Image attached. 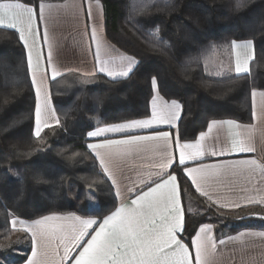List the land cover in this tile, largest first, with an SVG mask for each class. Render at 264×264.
I'll return each mask as SVG.
<instances>
[{
	"label": "trees",
	"instance_id": "obj_1",
	"mask_svg": "<svg viewBox=\"0 0 264 264\" xmlns=\"http://www.w3.org/2000/svg\"><path fill=\"white\" fill-rule=\"evenodd\" d=\"M64 1L20 0L34 8ZM99 2L107 40L135 58L137 66L118 81L76 73L50 80L59 124L45 129L40 138L33 134L37 98L25 50L16 32L0 28V247L14 241L11 217L33 221L72 213L102 220L116 209L113 189L87 149V134L97 127L147 118L153 77L165 100L181 103L177 133L183 142L194 141L212 120L250 124V94L264 92V0ZM232 41H252L250 72L217 76L213 56ZM172 172L183 204L193 200L202 208L201 213L184 211V243L189 244L203 224H211L217 238L244 229L264 230V209L221 210L195 192L182 167L174 166ZM15 237L24 243L16 242L11 250L0 248V257L9 259L15 249L19 253L9 264H22L30 242L24 235Z\"/></svg>",
	"mask_w": 264,
	"mask_h": 264
},
{
	"label": "snow or ice",
	"instance_id": "obj_2",
	"mask_svg": "<svg viewBox=\"0 0 264 264\" xmlns=\"http://www.w3.org/2000/svg\"><path fill=\"white\" fill-rule=\"evenodd\" d=\"M99 5V0H96ZM51 7V6H49ZM45 5L38 4L37 7H30L20 0H3L0 2V26L5 29H15L19 33V40L23 42L28 52V67L33 68L32 50L28 44L29 37L33 36L32 20L37 15L42 16ZM159 28L155 29L154 35H158ZM35 35H39L37 30ZM92 38L96 39V29H92ZM47 42V34L44 35ZM161 43H165L161 40ZM232 48L239 49L236 52V73H247L248 61L253 59L249 54L252 47V41L237 43L231 42ZM104 54L108 59H101V46L97 42V50L95 59L97 68L93 72L83 73L85 76H94L96 72L105 73L111 77L113 81L120 78H127L133 71L135 60L130 57L111 56L108 50ZM126 61V63H125ZM48 62L51 65V52L48 55ZM38 69V65H37ZM68 71H76L68 69ZM47 74V69L45 70ZM224 73L216 72L215 75L222 76ZM62 75L55 67L51 69V78L55 80ZM33 85L36 84L35 71L32 77ZM153 89L157 86L156 78L151 81ZM40 89L37 88L38 102L35 108V130L34 136L40 138L43 128L50 127L48 122L50 116H54V111L48 107V98H45L44 106L39 103ZM255 96V91H253ZM180 104L172 101L171 105L165 104L163 108L157 110L155 98L153 101V113L150 119L130 120L125 123L113 124L103 128H97L95 131L89 132L92 137L101 136L108 132H120L124 129H146L154 124H173L180 116ZM59 124V120L55 121ZM236 125L235 121H217L212 120L208 124V132L212 131L214 126L220 125ZM239 127L238 125H236ZM208 133H200V140L196 143H183L176 140V146L179 149V165L184 166V173L191 180V184L195 186V190L203 197L212 200L211 195L203 187L209 183L210 177H222L226 175V170L216 165H199L197 167H187V161H195L204 155V147L201 141L205 139ZM239 133H237V136ZM169 138L168 132H158L154 136L132 135L126 139H105L102 143L89 144L88 148L94 153V158L98 159L103 174L116 187L115 195L121 198L120 206L110 215L103 219L99 225V229H92V225L96 224L94 219H81L78 216L70 215L67 217L45 216L41 219L34 220L32 225L37 231L32 233L33 258L28 264H36L35 258L38 253L36 251L37 240L45 250L51 249L54 254L60 258V264H217V241L211 235L209 226H202L199 231L190 240L189 244L184 243L178 238V233L184 232L185 215L181 207L180 188L177 176L171 172H167L175 163L173 154L165 153L161 156L159 162L151 165L152 168L159 169L156 176L159 181L152 179V173L149 172L146 178H142L140 184L133 182L132 187H128L129 193L136 192L134 199L130 203H125L120 188L114 177V173L122 171L126 167H134L131 163L135 154L146 151L145 141L163 140L167 144ZM233 148L239 151H252L246 148L242 140H234ZM212 155H216L215 152ZM242 164H252L264 169V165H258L255 160L241 161ZM154 185V186H153ZM144 186L146 191H138ZM216 203V201H212ZM259 202V201H254ZM220 207H225L221 204ZM233 207H240L235 204ZM71 220L70 225L65 224H49V221ZM13 227L17 223L12 222ZM23 223V221H20ZM89 229L94 234L91 238L84 241L88 235ZM25 231H28L26 228ZM259 235L264 236V233ZM58 241L56 247L53 248V242ZM84 241V243H81ZM224 240H220L219 244L223 245ZM63 247V256H60L59 248ZM73 248L82 249L78 255L72 257L70 253ZM44 255H47L45 251Z\"/></svg>",
	"mask_w": 264,
	"mask_h": 264
},
{
	"label": "crops",
	"instance_id": "obj_3",
	"mask_svg": "<svg viewBox=\"0 0 264 264\" xmlns=\"http://www.w3.org/2000/svg\"><path fill=\"white\" fill-rule=\"evenodd\" d=\"M42 3L45 5L43 14L42 16L37 15L33 18L32 28L34 35L29 37L28 40V44L29 46H31L32 50V69H29L28 67L29 48H26L22 41L20 42L25 50L27 70L32 88L37 98V102V88H39V103L43 107L45 98L47 97L48 107L54 111V116H50L48 118V122L51 126L47 128H51L58 125L55 123L58 117L53 108L49 92V81L53 80L51 78L52 67H55L60 73H62V75H65L67 73H76L85 76L83 75V73L95 71V69L97 68L95 59L97 42H99L101 46L102 60L108 59V57L104 54L105 50H108L111 56L116 57L117 60L120 57H133L123 53L107 40L103 25V9L100 2L99 5H97L96 1L93 0H65L61 3ZM0 28L3 27L0 26ZM93 28L96 29L95 40H93L92 38ZM9 30L16 32L15 29ZM37 30L39 31V35H35ZM16 33L19 37V33ZM45 33L47 34V42H45L44 40ZM242 42L245 41H239L237 43ZM222 51L226 54L225 64L221 67L223 73H231L236 76L249 74L250 64L254 59L253 43L251 49H249V54L253 56V59L248 61L247 66L249 71L247 73L238 74L235 72L236 52L239 51V49L234 50L230 44L226 49ZM49 52H51V65H49L48 62ZM133 59L135 60V63L133 65L134 70L138 62L135 58ZM46 69L47 74H45ZM68 69H75L76 71H68ZM33 71H35L36 77L35 85H33L32 83ZM95 75H102L108 80L113 81V79L107 76L105 73L97 71ZM60 76H58L57 78H59ZM122 79L125 78H120L119 80ZM254 91L256 93L255 96H253L252 94L253 91L250 94L252 115L251 123L241 124L236 122V125H238L239 127H237L236 125L227 124L214 126L212 128V131L209 133L208 124L211 123L210 121L203 131V133H208V135L203 141H201L204 147V155L202 157H199L195 161L186 162L187 167H197L203 164L221 166L226 170V175L219 178L210 177L209 183L203 186L205 190L208 191L211 195L212 200H209L207 197L201 196L195 190V186L191 184V180L183 171L184 166H181L178 163L179 149L176 146V140L178 138L177 126L182 116V106L179 101L177 102L181 106L180 116L173 124H154L152 127L146 129H124L120 132H108L96 137H92L87 134V149L89 153L94 157V153H92L91 149L88 148L89 144L102 143L105 139H126L127 137L132 135L154 136L158 132H168L169 138L167 144H165L163 140L143 142L147 146L148 150L134 155L131 161V163L134 164V167H126L122 171H117L114 173V177L120 188L125 203H130V200L134 199L135 195L137 194L136 192L129 193L127 191L128 187H132L133 182L139 185L141 179L146 178L149 172L152 173V179L159 181V177L156 176V173L159 171V169L152 168L151 165L159 162L163 154L171 153L174 156L175 163L170 169H167L166 171L174 174L172 172V168L174 166L182 167L183 176L189 181L195 192L212 203L217 208L225 211H232L247 207H259L264 209V169L257 167L256 165L240 163L241 161L255 160L258 165H264V92L259 90ZM154 98L157 110L163 108L165 104L170 106L172 101H176L165 100L158 93L157 87L155 89H153L152 87V97L149 101L150 114L147 118L144 119H150L152 117ZM107 126L110 125H105L97 128H103ZM47 128H43L41 134ZM97 128H94L89 132L95 131ZM34 130L35 113L33 134ZM237 133H239L238 136ZM199 140L200 134L194 141L183 142L179 140V142L181 144L196 143ZM234 140H242L246 148H251L253 150L239 151L238 148L234 149L232 146ZM213 152H215L216 155H212ZM95 160L99 165L98 159ZM105 178L113 189V193L117 201V207H119L121 198L115 195L116 187L112 185L111 180H109L106 176ZM146 190L147 188L144 186H141L138 189V191ZM179 195L183 211L186 210L192 214L202 212V208L193 200H186V202L183 204L181 193H179ZM212 201H216V203H213ZM254 201L259 202L257 203ZM221 204L225 205V207H220L219 205ZM235 204H239L241 206L233 207L232 205ZM70 215L75 214H51L47 216L67 217ZM103 219H94L96 221V224L92 225V229L98 230L99 225L103 222ZM13 220L17 221L14 227L11 223ZM20 221H23V223H20ZM33 221H27L16 217L10 218V227L13 234H15L16 236L24 235L29 239L30 242V253L22 264H28L29 260L34 259L32 255V233L37 231V229L32 225ZM72 223L73 221L71 220L49 221V224L70 225ZM202 226H209L211 229V235L217 241V264H264V236L259 235L260 233H264V230L244 229L235 234L217 238L215 236L214 228L211 224L200 225L195 233L199 231ZM26 228L28 229V231H25ZM92 229H89L90 235L86 236L84 238V241L90 239L91 234H94ZM180 234L181 233H178V238H180ZM220 240H224L225 243L223 245L219 244ZM84 241H82L81 243H84ZM57 244L58 241H54L53 248L56 247ZM189 247L190 250L194 253V249L191 248L190 243ZM80 250L82 249L73 248L70 255L72 257H75L76 255H78V252ZM36 251L38 253L37 257L35 258L36 264H60V258L57 257L54 252L51 251V249L45 250L39 242V237L37 240ZM45 251H47L46 256L44 255ZM59 252L60 256H63L62 246H60ZM65 264H67V262H65Z\"/></svg>",
	"mask_w": 264,
	"mask_h": 264
},
{
	"label": "rangeland",
	"instance_id": "obj_4",
	"mask_svg": "<svg viewBox=\"0 0 264 264\" xmlns=\"http://www.w3.org/2000/svg\"><path fill=\"white\" fill-rule=\"evenodd\" d=\"M222 52L223 51L216 52L214 54V56H213V59H212V67H213V70H214L215 73L216 72H221L222 71L221 67L225 64L226 54L224 52L223 53ZM19 237H15V235H14V239H13L14 241L13 242H7V243L3 244L0 248L2 250H11V246H14L16 244V242L24 243V240L23 241H20L19 240ZM10 253L12 254V256L9 257V259H6L7 257L5 259H2L0 257V263H2V264H9V262L13 260L12 259L13 256H16L19 253V251L18 250H15V249H12V251ZM4 260H6V261H4Z\"/></svg>",
	"mask_w": 264,
	"mask_h": 264
}]
</instances>
